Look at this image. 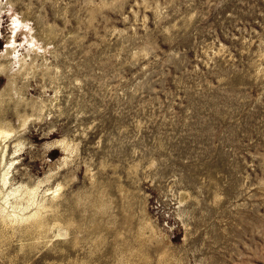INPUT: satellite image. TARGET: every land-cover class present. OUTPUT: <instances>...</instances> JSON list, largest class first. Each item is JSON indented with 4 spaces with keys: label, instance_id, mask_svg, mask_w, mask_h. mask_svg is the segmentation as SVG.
Segmentation results:
<instances>
[{
    "label": "rangeland",
    "instance_id": "obj_1",
    "mask_svg": "<svg viewBox=\"0 0 264 264\" xmlns=\"http://www.w3.org/2000/svg\"><path fill=\"white\" fill-rule=\"evenodd\" d=\"M0 4V67L10 42L29 60L50 35L49 74L18 98L0 73L1 118H30L0 185L10 166L40 199L63 188L47 237L0 218V264H264V0Z\"/></svg>",
    "mask_w": 264,
    "mask_h": 264
},
{
    "label": "bare ground",
    "instance_id": "obj_2",
    "mask_svg": "<svg viewBox=\"0 0 264 264\" xmlns=\"http://www.w3.org/2000/svg\"><path fill=\"white\" fill-rule=\"evenodd\" d=\"M2 5L3 4H0V15H1V12L3 11ZM12 27H13L12 28V32L14 33V37H15L16 33L19 32L20 30L22 31V29H24L25 32H26V38H27V35L30 33V31L27 30L28 22L26 20H24V19L22 20V18L21 19L19 17L15 18ZM48 35L49 34L46 33L43 36H41L40 38H37L36 35L32 36V39L29 42L30 49L27 51L28 52L27 58L29 60H27L26 57H21L20 54L18 56V52L19 51H17L18 47L15 46L16 42H10L8 44L7 51L5 52L6 54H4L1 57V61H4V59L6 61L3 62L5 64L4 66L1 65L0 73L5 74L7 79H9L10 89H11L12 94L15 97L18 98L19 95H20L19 91L17 89H15L17 79H20L22 77V78H26L27 80H29L28 78L31 76V74L33 72L36 73L38 70H44L47 73V71H46L47 69H46L45 63L48 60V59H46V57H47L46 54H47V52H49L48 47L50 45H46L45 47H43L42 44H43V42L46 41V39L50 38L49 37L50 35L49 36ZM41 50L43 51V53H41ZM39 60H41L43 62L42 65H39V62H38ZM14 61L18 65L17 67H16V63ZM37 73H39V72H37ZM37 73H36V75H37ZM46 73H44V74L46 75ZM47 74H49V73H47ZM52 81H53V79H52ZM55 81L56 80L54 79L53 82H55ZM10 97L12 99L11 95H10ZM1 104L2 103H0V105ZM2 110H4V109H2ZM1 116H2V114H0V153H1V151H3L4 149L7 148V144H8L7 141H9L15 135L20 134L22 132V130H24L25 125L27 124V122L30 121L29 120L30 118H28V117H26L24 119V118H22V115L19 116V117H21L20 118L21 121H20V129H19V132H18V131H16L14 129L12 124H10L8 121H5L7 119H4V117L1 118ZM24 116L25 115H23V117ZM15 163L16 162H12V164H15ZM10 169H11V167L9 166L8 167V171H6L3 174L4 176L2 178V182H1V185H0V218L5 220L3 224H7L6 222L9 221V222H11L10 224H12V225H9V227L10 226L14 227V226L20 225L22 223H23V226H25L24 225V223H25V224H27V226L29 225V233H30V235H32L33 239L35 238V239L39 240L40 237H47V235L50 234L49 232H50V224L51 223L47 219V217L49 215L46 216V214H48L50 212L49 209L52 208V207L46 205L45 204L46 203L45 200H46V198H53L54 200L57 199L58 192H60L63 188L58 186L56 191H52V190L48 191L40 199V196H39V194H40V192H39L40 183H38L37 185L35 184V186H29V185L25 186L24 185L23 187H18L17 188L16 186H14L15 184L13 185L11 183V180H10L11 174L9 172ZM6 192L8 194H6ZM185 197L186 196H183V198L181 200L182 203H183V201H185L186 198H188V197H186V198ZM51 203H53V202H51ZM53 211L54 210H52L51 212H53ZM54 220L57 221L56 218ZM71 222H73V221H71ZM69 223H70V221H69ZM76 223L78 224L79 222H76ZM6 227H7V225H6ZM53 227L54 228L56 227L59 230V235L58 236H64V235L66 236V234L68 233V230L65 231V230L62 229L63 226L61 224H59L58 221L56 223H54ZM20 228H22V227H20ZM26 229H28V228H26ZM6 230L7 229H5V231ZM17 230H18V228H17ZM10 232H12V231H10ZM13 232H12V235H14ZM26 233H28V232L26 231ZM149 239H150V237H149ZM167 240H168V236L163 235L160 232V234H159V236L157 238L158 245L161 246V247L167 248V246H168V241ZM150 244H152V243L150 242ZM124 246H126V245H124Z\"/></svg>",
    "mask_w": 264,
    "mask_h": 264
}]
</instances>
